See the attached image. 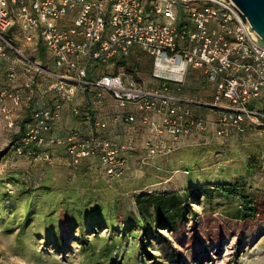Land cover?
I'll list each match as a JSON object with an SVG mask.
<instances>
[{
    "label": "built area",
    "instance_id": "obj_1",
    "mask_svg": "<svg viewBox=\"0 0 264 264\" xmlns=\"http://www.w3.org/2000/svg\"><path fill=\"white\" fill-rule=\"evenodd\" d=\"M231 6L241 14L231 0H0V109L7 127H13V117L24 104L23 91L31 95L38 79L48 78L52 82L40 94L51 97L52 105L34 111L22 142L48 151L62 148L73 169L95 159L105 178H123L136 123L131 113L113 117L129 130L122 144L76 130L54 136L62 106L77 89L98 101L107 94L117 107L131 105L142 113L144 153L139 167L167 157L181 139L205 134L211 126L220 140L256 131L264 161V46ZM19 35L26 43L40 40L54 69L22 53L15 44ZM132 47L152 57L158 87L145 88L119 74L89 78L91 64L109 67L111 59L127 56ZM189 71H197L213 87L210 101L180 98L169 91L170 84L181 86ZM19 73L25 76L21 86L16 84ZM201 109L215 118L207 121ZM72 113L77 116L80 109L73 107ZM84 114L91 119L89 110ZM95 126L103 130L107 123L97 121ZM42 154L48 158L50 152Z\"/></svg>",
    "mask_w": 264,
    "mask_h": 264
},
{
    "label": "rangeland",
    "instance_id": "obj_2",
    "mask_svg": "<svg viewBox=\"0 0 264 264\" xmlns=\"http://www.w3.org/2000/svg\"><path fill=\"white\" fill-rule=\"evenodd\" d=\"M36 41V45L26 43L19 35L15 44L35 60L43 47ZM43 55L49 62L45 50ZM111 67L115 74L135 78L137 72L147 81L152 58L139 49ZM190 73L180 87L183 95H179L207 102L209 97L201 88L203 76L197 71ZM43 87H39L31 110L42 109ZM25 106L13 117L12 128L7 127L0 109V264H264V161L260 160L261 140L256 131L209 144L179 145L167 157L148 160L141 167L132 155L130 162L127 158L128 174L112 182L97 172H88L85 166L73 169L60 150H51L48 158L16 151L20 122L29 109ZM204 118L211 121V112ZM130 135L135 136L133 131ZM80 169L84 173L79 174ZM187 183L201 186L199 190L206 184L229 183L244 189L246 198L213 199L207 205L197 196L203 192L192 197ZM143 192L192 197L174 228L151 225L145 241L153 257L142 249L141 229L136 224L134 199ZM254 200L255 215L248 221L223 219L225 212L241 201ZM98 205L103 210L96 213ZM72 206L89 209L79 228L68 227L62 217V210ZM106 213L113 222L111 228L101 223ZM48 217L53 219L51 225L44 221Z\"/></svg>",
    "mask_w": 264,
    "mask_h": 264
},
{
    "label": "crops",
    "instance_id": "obj_3",
    "mask_svg": "<svg viewBox=\"0 0 264 264\" xmlns=\"http://www.w3.org/2000/svg\"><path fill=\"white\" fill-rule=\"evenodd\" d=\"M138 51H139L138 48L132 47L127 56H125V57H114L113 59H111L109 67L100 66L98 64H91L88 68L89 69V72H88L89 78H94V77L97 78V77L103 75L104 73L115 74L111 71V68H112L111 65L112 64L117 65L118 59L129 57L130 55H133V54L137 53ZM47 54L49 56L48 52H47ZM35 61L37 63H42L43 66L49 70L54 69L52 60L49 58V62H47L46 57H44V55L41 53L37 54V59H35ZM122 66H125V64L122 63ZM148 69H150V67H148ZM151 70H152V73L149 77V80H147V81L146 80L144 81L142 77H139V76H141V74H139L137 72L134 73V75L136 76L135 78L134 77H125V78L137 79L140 82L139 84H141L145 88H156L159 86L160 81L153 77V59H152V69ZM189 74H191L190 71L186 74V76L188 77ZM186 76H185V78H186ZM40 79H42V80H41V83L39 84V87L40 86H46L52 82L48 78H40ZM24 80H25V76L23 74L19 73L18 78L16 80V84L18 86H21V84ZM201 84H202L201 88L204 89V94H206V96L208 95V97H209L208 101H210L212 93H213V87L209 83H207L205 78ZM39 87H37L38 90L35 92V94L30 95L28 91H26V90L23 91L22 96H23L24 104H26L25 107L30 108V106H32L34 104L33 103L34 98L39 96V92H38ZM180 87H182V86H179L176 88L173 84H170L169 85V91L172 94H174L175 96L182 98L180 95H183V91L181 90ZM40 102L41 103L39 106L42 108H45L47 106L49 107L52 105L51 97L40 98ZM78 106H79V109H81V110H86V109L89 110L90 114H91V119L88 120L86 117L83 118V117L73 116L71 110L73 107H78ZM209 112H211V111H208L206 109H201L199 114L204 117V115L208 114ZM126 113H131L136 118V123H135V127L133 130V135H135L133 137V139H135L133 141V150L126 152V156H128L129 162H130V158L133 157L132 155H134L136 157V159H139L140 156L144 153V149L142 146L143 140L141 141V139L143 138V135L145 133V129H144L145 127L141 124V119H142L143 115H141L142 113L139 112L135 107H133L131 105L127 106L126 108L117 107V105L111 100V98L107 94H102L101 99L98 101L97 99L92 97L90 94L84 92L81 89H77L76 94L73 97V99L71 101L65 102L63 104L62 109L60 111V117H59L57 124H56V129L53 131V135L56 137H62L67 132L66 131L67 129H73V130L78 131L83 136L97 135L98 137H100L102 139L112 140V141H116L117 143L122 144V143L126 142L127 131H129V130L122 123H118V122L114 123L113 117L116 114L122 115V114H126ZM214 116H215V114L213 112H211V117H212L211 120L213 119ZM97 121L106 122L107 128L101 130L98 127H96L95 122H97ZM248 131H252V130H247L246 133ZM244 134H242V135H244ZM233 135L241 136L239 134H233ZM211 140H220V139L214 137L213 126L209 127L208 132L205 134L194 133L191 136L185 138L184 140L181 139L180 140L181 142H179V145H181L180 147H183L186 145L209 144V142ZM260 140H261V138H260ZM261 149H262V140H261ZM54 150H60V151L62 150L61 153L64 154L62 148H54L53 151ZM138 162H139V160L137 161V163ZM83 164L88 165V168H90L92 170V172H95V173L97 172L100 174L99 169L97 168L98 164H97V161L95 159L94 160L93 159H86L83 162ZM129 167H130V164H128V170L130 169ZM126 174H128V171Z\"/></svg>",
    "mask_w": 264,
    "mask_h": 264
},
{
    "label": "trees",
    "instance_id": "obj_4",
    "mask_svg": "<svg viewBox=\"0 0 264 264\" xmlns=\"http://www.w3.org/2000/svg\"><path fill=\"white\" fill-rule=\"evenodd\" d=\"M40 53L41 54L44 53L43 47L40 48ZM133 80L136 81L137 83H140L137 79H133ZM34 111L35 110H31L29 108L28 112L25 113L26 116H24V119L21 120L20 122L21 130L15 145L16 151H18L19 153L26 152V154L29 156H38L43 152H51V150L48 151V149H46L45 147L36 146L34 144L24 145L22 142V139L24 137V131L26 129L27 124L30 123ZM84 112H86V110L80 109V114L77 115L76 117L84 118L85 117ZM83 162L76 169L85 166L84 168L89 170L88 172L92 173V170L88 168V165L83 164ZM77 172L81 174L84 173V170L80 169ZM105 179L112 182L118 181V180H109L107 178ZM187 187H189L187 188V191L192 194V197L196 195L195 193H197L198 191L203 192L202 196L200 194H197V196L198 197L200 196L201 199L203 197L205 199L204 204L207 205H210L213 199H224V198L227 199V198L241 197L244 200L246 198L244 197V192H245L244 189H240V187L236 188L234 187V185H231L229 183L222 185L206 184L200 190L199 187L201 186H197L195 184L187 183ZM192 197H188V194L176 195L173 193H169V194L158 195L156 193H151V192L149 193L143 192L135 197L134 202L138 213V220L136 221V224L137 227L141 229L140 241H141L142 249L148 254V256L153 257V255L148 253L149 252L148 244L145 241V236L151 230V225H153L152 227L153 228L155 227L156 229L158 227H161L162 229L174 228L177 225V223L183 219L186 210L190 207L189 200ZM255 203H256L255 200L249 203L241 201L239 206H234L230 210H227L225 212V216L223 219L231 223H240V222L248 221V219H250L253 215H255L254 205H253ZM102 210H103L102 206L100 207V205H98V209L96 213ZM88 213H89V209H79L78 207L72 206L62 210V217L64 218V220L67 221L66 223L68 227L79 228L85 223ZM107 215L108 213L105 214L106 217H104L101 220L102 221L101 223L108 226V228H111L113 222ZM44 221L46 222V224L51 225L53 219L51 217H48L45 218Z\"/></svg>",
    "mask_w": 264,
    "mask_h": 264
},
{
    "label": "water",
    "instance_id": "obj_5",
    "mask_svg": "<svg viewBox=\"0 0 264 264\" xmlns=\"http://www.w3.org/2000/svg\"><path fill=\"white\" fill-rule=\"evenodd\" d=\"M241 14L232 7L241 17L244 25L248 22L249 31L257 34L258 43L264 46V0H231Z\"/></svg>",
    "mask_w": 264,
    "mask_h": 264
}]
</instances>
